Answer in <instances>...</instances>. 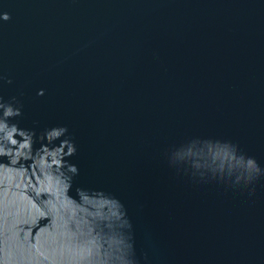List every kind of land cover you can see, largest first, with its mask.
<instances>
[{
	"label": "water",
	"instance_id": "obj_1",
	"mask_svg": "<svg viewBox=\"0 0 264 264\" xmlns=\"http://www.w3.org/2000/svg\"><path fill=\"white\" fill-rule=\"evenodd\" d=\"M0 13V98L21 110L8 122L66 127L47 146L70 140L78 170L73 205L55 159L45 177L43 159L0 157V264H119L126 243L133 264H264V0H0ZM249 158L261 175L237 184Z\"/></svg>",
	"mask_w": 264,
	"mask_h": 264
},
{
	"label": "clouds",
	"instance_id": "obj_2",
	"mask_svg": "<svg viewBox=\"0 0 264 264\" xmlns=\"http://www.w3.org/2000/svg\"><path fill=\"white\" fill-rule=\"evenodd\" d=\"M8 13H0V21L7 22L10 19ZM2 79V78H0ZM11 83V81H8ZM43 91L37 93V95H43ZM17 101L12 98L11 102L5 103L0 98V157H10L14 164H18L21 159L24 161H39L43 159V175L50 177L56 174L55 168L52 166V161L55 159L56 165H58V175L60 180L63 182L65 197L71 201L73 205H77L78 202L66 195L71 184V177L78 173L77 168L74 165H68L65 163V157L72 156L75 154V146L68 139L61 140L59 146L49 148L47 145L52 144L56 140H60L67 133L66 127L52 128L45 131L40 136H36L33 131L20 129L17 124H10V119L19 117L21 115L20 107H13ZM16 137H19L17 139ZM34 137L36 140L34 141ZM36 141H46V144L42 143L41 147L33 153V144ZM66 149V151H65ZM249 162L252 166L251 173L245 178H236V183L239 184L241 180L245 183H250L257 179L261 175V169L258 167L256 162L249 158ZM20 171H26L22 165ZM77 196L80 200H89L97 197L110 200L115 204L119 205L115 199H111L103 196L102 194L96 193L89 195L82 189H77ZM120 207V205H119ZM71 213H69V216ZM119 264H133L131 259V245L126 243L125 249L120 257H118Z\"/></svg>",
	"mask_w": 264,
	"mask_h": 264
}]
</instances>
